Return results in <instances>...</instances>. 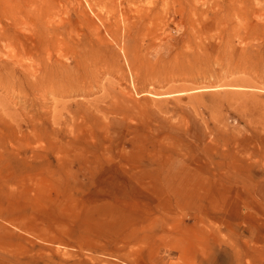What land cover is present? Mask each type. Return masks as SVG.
Listing matches in <instances>:
<instances>
[{"label":"rangeland","instance_id":"obj_1","mask_svg":"<svg viewBox=\"0 0 264 264\" xmlns=\"http://www.w3.org/2000/svg\"><path fill=\"white\" fill-rule=\"evenodd\" d=\"M0 264H264V0H0Z\"/></svg>","mask_w":264,"mask_h":264},{"label":"bare ground","instance_id":"obj_2","mask_svg":"<svg viewBox=\"0 0 264 264\" xmlns=\"http://www.w3.org/2000/svg\"><path fill=\"white\" fill-rule=\"evenodd\" d=\"M61 58H62L61 53L57 54L56 57L50 56V57H48L46 64L42 68V70H43L42 73H41V69L39 70L40 74L37 72H34V71L32 72L29 69H24V70H26V71H24L25 76L29 77V78L32 77L34 79L33 84H35V85L40 84V82L46 80L51 87V90H50L51 93H55L56 91H58V89L56 87H54V85L57 87H60L59 84L62 85L60 88H65V90L70 88L72 93H80L81 90L78 86V83L73 82V84L71 83L69 86L68 85L64 86L65 85V80H64L65 79V73L63 70H61L62 66H63L61 64V62L59 61ZM72 60L74 62V57H72ZM38 77H40L41 79L40 78L37 79ZM75 96H78V95H75Z\"/></svg>","mask_w":264,"mask_h":264}]
</instances>
